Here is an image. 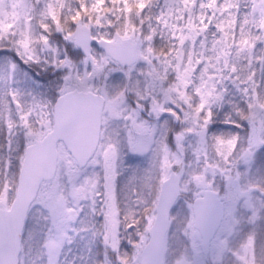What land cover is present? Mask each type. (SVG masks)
Returning <instances> with one entry per match:
<instances>
[{
  "label": "snow or ice",
  "instance_id": "6c2138e0",
  "mask_svg": "<svg viewBox=\"0 0 264 264\" xmlns=\"http://www.w3.org/2000/svg\"><path fill=\"white\" fill-rule=\"evenodd\" d=\"M0 264H264V0H0Z\"/></svg>",
  "mask_w": 264,
  "mask_h": 264
}]
</instances>
